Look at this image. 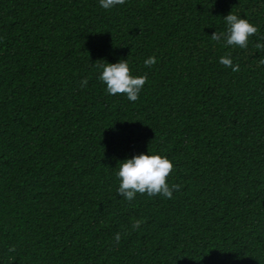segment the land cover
<instances>
[{
    "label": "trees",
    "instance_id": "1",
    "mask_svg": "<svg viewBox=\"0 0 264 264\" xmlns=\"http://www.w3.org/2000/svg\"><path fill=\"white\" fill-rule=\"evenodd\" d=\"M230 12L246 49L211 39ZM261 37L264 0H0V264H264ZM120 60L134 103L98 79ZM141 153L173 162L172 199L117 193Z\"/></svg>",
    "mask_w": 264,
    "mask_h": 264
},
{
    "label": "clouds",
    "instance_id": "2",
    "mask_svg": "<svg viewBox=\"0 0 264 264\" xmlns=\"http://www.w3.org/2000/svg\"><path fill=\"white\" fill-rule=\"evenodd\" d=\"M126 0H99V5L105 10H110L117 5H123ZM224 21L227 29L224 32H213L211 39L216 42L224 41L226 46L246 49L249 38L256 35L259 29L249 20L240 18L230 12ZM264 40V37H261ZM255 48L264 51V43H256ZM156 57L152 56L144 61L146 67L156 64ZM225 67L231 68L233 72H239V64H233L230 56H224L219 61ZM264 65V58L258 61L257 67ZM95 67L100 73L98 79L106 85V93L109 95H125L130 102H136L139 94L147 82V75L133 76L127 60L116 63L97 61ZM87 79L81 81V87L87 86ZM174 168L173 162L166 156L158 154H138L119 162L116 176L119 180L117 193L131 202L137 194H146L149 197L163 196L166 199L173 198V192L178 191L180 185L168 183V177ZM142 219H135L132 223L133 230H138ZM113 241L119 244L121 233L117 232ZM9 252H14L15 247H10ZM10 259H12L10 257Z\"/></svg>",
    "mask_w": 264,
    "mask_h": 264
}]
</instances>
